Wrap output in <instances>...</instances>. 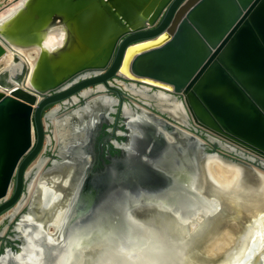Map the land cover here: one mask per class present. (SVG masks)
Returning <instances> with one entry per match:
<instances>
[{
	"label": "water",
	"instance_id": "obj_1",
	"mask_svg": "<svg viewBox=\"0 0 264 264\" xmlns=\"http://www.w3.org/2000/svg\"><path fill=\"white\" fill-rule=\"evenodd\" d=\"M1 11L0 65L13 49L36 54L30 64L13 53L0 67V216L16 203L28 169L44 149L49 110L99 87L120 100L112 86L117 78L179 97L193 125L234 146L251 166L233 165L246 176L264 174V0H12ZM50 33L62 39L48 50L43 43ZM93 72L97 75L75 81ZM202 159L195 161V171L178 175L192 187L189 194L167 197V208L151 200L150 220L157 229L139 223L143 211L112 219L97 208L82 223L85 210L78 209L73 222L60 227L69 195L67 186L56 183L53 204L60 223L47 224L59 243L44 242L48 225L31 221L28 232L42 242L31 243L37 255L18 260L22 254H14L2 264H207L203 246L211 227L206 230L204 223L231 219L196 190ZM90 199L87 195L85 204ZM51 202L50 192L41 206ZM191 202L203 209L177 207ZM213 211L222 217L214 219ZM167 216L171 227L161 223ZM105 227L119 239L113 251ZM253 241V247L244 246L246 241L234 249L236 264H263L264 247Z\"/></svg>",
	"mask_w": 264,
	"mask_h": 264
},
{
	"label": "flooded vegetation",
	"instance_id": "obj_2",
	"mask_svg": "<svg viewBox=\"0 0 264 264\" xmlns=\"http://www.w3.org/2000/svg\"><path fill=\"white\" fill-rule=\"evenodd\" d=\"M96 75L85 73L75 81ZM112 86L119 91L120 100L104 87L92 88L49 110L44 149L27 171L16 203L0 216L1 264L18 253L22 254L18 260L37 255L34 246L30 249L31 243L42 244L41 237L34 234L31 237L28 226L31 221L39 224V220L46 226H55L59 213L58 206L53 204L59 193L54 190L56 183L68 187L66 213L60 224L63 227L73 222L78 209L85 210L81 214L82 223L94 208L108 211L109 218L121 219L127 212L148 209L153 199L157 200V206L169 207L171 199L167 197L175 199L192 191L187 179L181 180L178 175L195 171L194 163L199 158L211 156L221 159L220 162L251 166L245 155L193 125L179 97L120 78ZM160 95L165 97V103L159 100ZM169 105H178V110L171 114ZM200 165L202 161L196 168L194 182L202 195L206 179L202 181L199 177ZM243 179L238 181L240 185ZM209 190L211 200L215 198V190ZM50 192L54 202L43 208L41 204L47 201ZM87 195L91 197L88 205L85 204ZM190 206L194 212L203 209L196 202L177 207ZM212 214L217 216L215 211ZM195 217L199 222L203 220L200 214ZM208 221L204 220L206 230L213 222ZM50 225L44 226V242L50 244L56 239L53 243L58 244ZM211 232H214L212 227ZM241 233L237 232L238 241Z\"/></svg>",
	"mask_w": 264,
	"mask_h": 264
},
{
	"label": "bare ground",
	"instance_id": "obj_3",
	"mask_svg": "<svg viewBox=\"0 0 264 264\" xmlns=\"http://www.w3.org/2000/svg\"><path fill=\"white\" fill-rule=\"evenodd\" d=\"M3 16L4 15L0 16V20L3 19L2 18ZM61 39H62L61 34H59L56 37L54 33H50L47 36V39L43 43V45L44 47H46V49L50 50L53 47L59 46ZM11 51L8 52V58L6 62L1 63V65L7 63L9 61L10 56L13 53H17L21 55L23 58H25V60L28 63L31 64V61H33V56L34 54H36L35 50L30 52V51H19L17 49H13ZM98 89H100V87L96 88L95 90ZM159 100L161 101V103L166 102V99L163 95H160ZM163 107L166 106L163 105ZM168 108H169L168 110H170L169 112L173 114L175 111L178 110V105L173 107L169 105ZM212 137L219 140L220 142L231 148V150H233L234 146L232 147L231 145H228L226 142H223L222 140H220L215 136ZM205 159L208 160L206 163L208 167L207 166L204 167ZM202 163L203 165L199 166L200 167L199 177L201 178L202 181H205L206 179V183H207V185L205 183V185H203L204 188L201 189L202 195L206 196V198L212 203L213 208L215 207V210L217 209H219L220 211L224 210L226 212L225 213L226 216L229 217V219H231V221H229L230 223L226 220L224 224L211 219L213 222L211 225L209 223V225L213 228L214 232L207 234V242L205 243V246H203L204 249L203 253L208 258V260L210 259V261L207 264H216V262H213L212 260L213 259L215 260L217 258L221 259L220 262L221 264H232V263L236 264L240 259L238 257L234 259L233 251L239 249L240 246H243L244 244L243 242L251 240L249 242V245H246V247L247 248L249 246L253 247V242H254L253 240L257 239V242L259 243L261 242L262 244V246L260 244V249L264 247V217L263 216L261 217V215L264 214L263 213L264 212V174H262L261 172L254 171L253 174L246 176V174L239 167H236V165L216 161V159L211 156L210 158L204 157L202 159ZM228 164H230V166ZM224 165H228V166H224ZM243 177L245 179H249V181L243 179ZM242 179H243L242 181L243 184L240 185L238 181ZM210 188L212 189V192L213 190H215L214 193L215 198H213L214 200L212 198L210 200V196H209L211 192V190H209ZM51 199L53 203L54 198L52 197ZM48 203H50L49 200ZM149 211H150L149 209L143 210L144 215L140 216L143 218V220L141 221L139 220V223L143 224L145 228L157 229L158 225H156L155 222H152L150 220L152 213H150ZM215 212L217 216L214 217V219H218L222 217V215H219V212L217 211ZM168 219H170L169 216L163 218L161 223H165L166 226L171 227L172 226L171 224H173V222L169 221ZM216 225L218 226L216 227ZM161 227L163 228V230L164 228L168 229L163 226H160L159 228ZM242 231L244 235L241 233L239 235L240 241H238L237 232L240 233ZM230 232L234 234L232 235ZM167 236H170V233ZM205 240L203 242H205ZM246 251L243 250L242 254L246 255ZM220 254H222V256L219 258ZM262 258L264 264V257ZM183 264H193V263L184 261Z\"/></svg>",
	"mask_w": 264,
	"mask_h": 264
},
{
	"label": "rangeland",
	"instance_id": "obj_4",
	"mask_svg": "<svg viewBox=\"0 0 264 264\" xmlns=\"http://www.w3.org/2000/svg\"><path fill=\"white\" fill-rule=\"evenodd\" d=\"M10 1H12V0H0V8H3L4 6H6V4L7 3H9ZM3 12L1 11L0 12V16H2L3 14H2ZM0 67H1V65H0ZM103 221V222H102ZM102 224H104L105 225V221L104 220H102L101 219V221H100ZM109 229V230H108ZM107 229V227H105V230H104V233H105V238H107V239H110V241H111V243H110V246H111V248L109 247V250L110 251H113L114 250V248H115V246H116V243L119 241V239H118V237L116 236V235H113V230H112V228H108ZM94 230H96V229H94ZM100 234V239H102V234H101V232L99 233ZM121 239V238H120ZM119 246H120V244H119Z\"/></svg>",
	"mask_w": 264,
	"mask_h": 264
},
{
	"label": "crops",
	"instance_id": "obj_5",
	"mask_svg": "<svg viewBox=\"0 0 264 264\" xmlns=\"http://www.w3.org/2000/svg\"><path fill=\"white\" fill-rule=\"evenodd\" d=\"M54 107H56V106H54Z\"/></svg>",
	"mask_w": 264,
	"mask_h": 264
}]
</instances>
